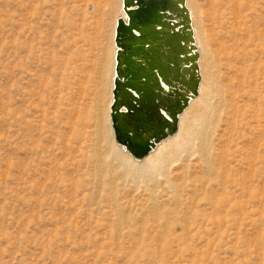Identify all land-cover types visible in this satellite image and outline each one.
Listing matches in <instances>:
<instances>
[{
    "label": "rangeland",
    "instance_id": "rangeland-1",
    "mask_svg": "<svg viewBox=\"0 0 264 264\" xmlns=\"http://www.w3.org/2000/svg\"><path fill=\"white\" fill-rule=\"evenodd\" d=\"M120 2L0 0V264H264V0H195L219 155L154 222L94 162Z\"/></svg>",
    "mask_w": 264,
    "mask_h": 264
},
{
    "label": "water",
    "instance_id": "water-1",
    "mask_svg": "<svg viewBox=\"0 0 264 264\" xmlns=\"http://www.w3.org/2000/svg\"><path fill=\"white\" fill-rule=\"evenodd\" d=\"M122 10L110 123L115 142L139 160L176 132L201 77L185 0H122Z\"/></svg>",
    "mask_w": 264,
    "mask_h": 264
},
{
    "label": "bare ground",
    "instance_id": "bare-ground-1",
    "mask_svg": "<svg viewBox=\"0 0 264 264\" xmlns=\"http://www.w3.org/2000/svg\"><path fill=\"white\" fill-rule=\"evenodd\" d=\"M121 2L112 22L114 35L117 20L125 17ZM185 6L190 17L201 80L198 94L190 100L186 109L178 117L176 132L158 143L152 151L139 161L132 157L122 146L114 143L112 139L107 137V140H104L105 142L102 141L103 137L99 138V132L93 148L94 162L98 169L107 167V161L110 160L117 164V167H113L115 171L122 170L121 177L117 173L118 179L114 176L112 178V173H110L112 178L110 187L114 193L116 189L124 187L129 182L143 184L146 203L143 204L142 214L153 222L163 215L180 213L179 191L192 179L205 183L207 178L214 173V158L219 155V148L213 146L212 141L216 132V124L223 113L222 97L220 98L221 94L215 89L210 73L204 67L205 52L201 17L197 3L195 0H185ZM233 14L235 17L234 12ZM115 53L116 46L114 42L111 47L109 62L111 73L109 91L111 94L115 74ZM111 104L112 97L110 96L106 107V121L110 124V127L109 111ZM100 178L101 176L98 175L96 181H100Z\"/></svg>",
    "mask_w": 264,
    "mask_h": 264
}]
</instances>
